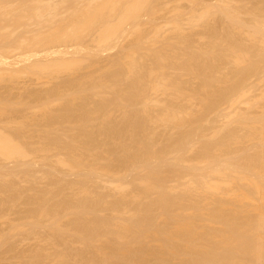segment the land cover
Wrapping results in <instances>:
<instances>
[{
    "label": "bare ground",
    "instance_id": "bare-ground-1",
    "mask_svg": "<svg viewBox=\"0 0 264 264\" xmlns=\"http://www.w3.org/2000/svg\"><path fill=\"white\" fill-rule=\"evenodd\" d=\"M155 1H0V85L26 77L41 87L49 86L50 94L41 97L37 107L50 114L52 107L61 106L62 97H68L69 104L64 101L63 107L75 111L74 115L65 114L64 109L46 115L53 117L49 121L55 117L74 120L84 129L83 134L82 129L77 130L82 139L75 135L65 143L52 136V148H36V155L16 140V134L6 132L17 129L14 125L0 122V158L17 160L0 168L19 170L25 163L18 161L34 154L32 167L43 165L42 173L51 178L57 176L55 170L61 174V179H54L59 185L54 197L62 199L51 203L49 191L40 192V207L49 209L47 221L34 220L33 226L28 220L11 222L9 230L1 231V238L10 240L15 232L33 237L49 227L57 239L60 237L59 247L52 234L48 238L40 235L43 242L36 250L23 253L26 264H38L39 257L46 258L48 264H264V85L256 87L261 89L256 96L247 82L249 74L264 77V49L251 62L238 58L241 76L233 86L222 89L214 101L204 99L197 105L183 83L174 78L173 66L168 68L172 50H181L185 35L178 36L181 43L173 39L179 49L170 44L173 41L166 34L163 37L172 25L176 32L185 30L179 18L184 11L180 7L170 11L176 17L179 13L180 21H169V27L166 21L175 15L169 17L168 13V18L165 14L166 23H160L162 17L157 14L166 11L163 8L168 3L161 7L164 0ZM225 1L233 4L222 0L219 10L227 19L237 21L239 15L233 11L237 3L232 10ZM206 6L209 8L202 12L193 9L189 20L183 13L184 23L192 27L197 20H210L218 8ZM259 15L253 16L257 32L252 37L264 48V18ZM88 37L93 41L87 44ZM158 42L167 51L160 50ZM172 45L175 49L171 50ZM207 82L205 90L209 92L213 85ZM5 87L9 91L14 88ZM235 90L239 96L229 97ZM226 97L232 102L229 113L216 112L213 124L208 123L205 115ZM245 100L250 113L241 106ZM1 101L0 106L5 105L0 107V116L9 113L5 107L11 100L3 105ZM28 103L27 110L32 112L35 106ZM9 106L6 108L11 109ZM92 118L101 121L100 139L95 136L97 124ZM57 121H50L48 127L53 128ZM54 124L60 128L59 123ZM66 126L63 134L77 132L70 130L74 125ZM197 145L200 148L192 156ZM2 178L0 181L5 176ZM97 189L107 192L97 193ZM15 194V199L19 198L17 190Z\"/></svg>",
    "mask_w": 264,
    "mask_h": 264
},
{
    "label": "rangeland",
    "instance_id": "rangeland-1",
    "mask_svg": "<svg viewBox=\"0 0 264 264\" xmlns=\"http://www.w3.org/2000/svg\"><path fill=\"white\" fill-rule=\"evenodd\" d=\"M158 1H160V0H158ZM161 1H160V3H162ZM164 1H166V2H164ZM164 1H163L164 4H161L162 5L161 7H163L165 4L168 3V5L164 6L166 8L168 6V10L166 8H163L166 11L161 10L162 8L160 9L161 14H157V16L160 15L162 17V19L158 18L156 16L158 18L159 22L160 21L163 22V20L165 22L167 20L166 16L168 17V13L170 14L169 17H171L172 14L175 15L176 13H172L173 12L172 9H176L175 11H177V9L179 7H180L179 9H182V11H184L183 13H185L183 16L184 17L187 16V17H185L186 20H189V16H190L193 9L199 10V12H202V11H205L206 8H209L208 6H206V4L211 5L215 9L218 8L217 10H214L216 13L212 14V18L210 17V20L205 19V18L203 20H197L198 23H195V25L192 27H190L188 25L189 22L184 23V21L186 22V20L184 18H182V16H181L183 13L180 14L179 18L181 17V19H182L181 24L182 25L185 24V25H183V26H185V30L184 29L180 30V32L179 31L176 32V30H174L172 28L173 25L172 26L170 25V23L174 24L173 22L176 20L180 21L178 18V14H179L178 13L177 17L175 15L176 19H173V18H175V17H173V18H171L172 20L168 19L166 21L167 23L170 21V23H168L167 26H169V27L171 26V27H170V29L167 27L169 30L166 29L167 32L164 33V36H163V37H165V34H166V37H169V39L172 41H173V39L176 38L174 40L176 42H178V39H180L179 42L181 43V41H183V40H181V36L183 35L182 38H184V35H185L186 39L184 38V43L182 42V45H181L183 47L185 45V50L183 47L179 46L180 45L179 43H176L174 41L173 42L169 41V42H172L170 44L175 43L176 47H175V44H174V47L176 49H179V47H181L180 48L181 50L183 49L184 52H187L189 50V53L187 52L188 54L187 53L184 54V52L181 50H179V52H178V50L174 51V50H172L174 48L173 45L170 46L171 50H172L171 53H173V55L175 57L178 55H180V56L178 58L176 57V59H178V60L175 59L176 61L174 63L173 62L174 56L172 55L171 57H173V58H171L172 60L170 59L172 62H169L170 61L169 55H171L169 52L171 50L170 51L168 50L169 54H167V52H166V55H168L167 60H169V61H167V62H168V64L171 63L168 68H172L171 66H173L174 70H171V69L170 70L172 71L173 74H175L174 78L180 80L181 83H183V86H185L186 90L188 92H190V94L194 97L193 100H195V103L197 105L199 103H201V100H204V99L214 101V99H216L217 94H220L222 89L230 87L231 84L233 86V84L238 80L239 76H241V75H239V70L242 68L238 66L237 59L241 58V59H245L248 62H251L256 57V53L261 48L264 49L262 46V43L260 45L259 43H257L258 41L256 42L255 39L252 37V34H254V33L256 34V32H257L254 21H253L255 17H253V16H255L256 13H258V14L261 13V15H259V16L261 18H264L263 17L264 11L261 9V8H264V4H263L264 0H239V2L236 0H231L233 4H231L230 1L229 2L225 1L226 2L225 4H228L227 5L228 8L232 7L231 8L232 10H233V8H235L234 6L236 3L238 4L241 2L238 5L236 4V6H238V7L233 10L237 15H239V19L237 21H233V20H230V19H227L226 17H224L223 12H221L219 10V6L221 7L223 5V3L221 2L222 0L221 1L219 0L220 2L218 0H196V2H198L197 4L195 2L193 4L192 1H194V0H191V2H189L190 0H164ZM223 2H224V0H223ZM73 3H74V0H73ZM154 3L155 4L158 3L157 0ZM220 3H221V5H220ZM242 4H246V5H242ZM239 5H241V6H239ZM68 6L69 5H67V7ZM155 6H157V5H155ZM174 7H178V8H174ZM239 7H241V8H239ZM244 7H246V8H244ZM157 9H158V13H159L160 12L159 8H157ZM257 9H258V11H256ZM162 11H163V13H162ZM170 11H172V12H170ZM262 11H263V13H262ZM61 12H64V11H61ZM145 12L148 13V11H145ZM57 14H61V13H57ZM64 14H65V12L63 13V15ZM165 14H166V16H165ZM148 15H149V13H148ZM64 16H61V18ZM163 16H164V18H163ZM145 17H147V14ZM156 17H155L156 22H158ZM256 17H258V16H256ZM260 17H258V18H260ZM59 18L57 17V19H59ZM258 18H256V19H258ZM182 28H184V27H182ZM147 29H148V27H147ZM182 31H183V33H182ZM144 33H147V31L145 30ZM179 35H181V36L178 38ZM90 38H92V37H90ZM90 38L88 40H85V42L87 44L89 43V40L91 42L93 41ZM186 40H187V42H185ZM85 42H83V43H85ZM160 43L162 44L161 46L159 45ZM160 43L158 44V46L161 47V48H159L160 50L162 49L163 46L166 47L165 45H163L162 42H160ZM192 43L194 46L193 45L191 46ZM177 44H179V45H177ZM188 44H190V46L192 48L189 47ZM92 45L93 44H91V46ZM109 46H112V45H109ZM167 49L163 48L162 50H163V52H165V50L167 51ZM198 49H199V52H198ZM190 50H192V53ZM180 51L182 54L180 53ZM195 51H197V52H195ZM174 52H177L178 55H176ZM203 52H206L207 55L205 56L204 55L205 53H203ZM190 54H192V55H190ZM193 54L194 55L197 54V55L194 56ZM185 55H186V57H185ZM188 55H190V56H188ZM193 56L195 58L198 56L197 60H199V61H197L195 58H193ZM204 56H205V58H204ZM184 57L187 58L188 60L183 59ZM191 57L193 58L192 59L193 61L189 62ZM199 57L202 58L203 60H200ZM207 57H209V58H207ZM151 61L153 63L155 62L153 59H151ZM182 61H184V63ZM201 61L203 62V64H201L202 63ZM149 62H150V60L147 61V63H149ZM186 62H188V63H186ZM190 63L192 65L190 67L187 66ZM193 63H196V65ZM185 66H187L188 69L185 68ZM192 67H194L193 68L194 72H193V70H191ZM189 68H190V70H189ZM198 68H199V71H197ZM170 70H168V72ZM243 70H245V69H243ZM171 71H170V73H171ZM241 72H242V70H241ZM196 74L199 76H197ZM245 75L246 74H244V76ZM202 77L206 80L205 82L207 84L204 82V79ZM208 78H210L211 81ZM247 78H248V80H247L248 86L254 87L252 92H250V93H253V95H256V96L258 94H260L261 89L256 88V87L264 85V77L258 76V74H251V75L249 74V77L247 75ZM208 80H209V83L211 82V86L213 85L209 92H207L205 90L206 88H209L207 86V85H209L207 82ZM204 83L206 84L207 87L204 86L205 85ZM7 85L8 86H14L13 90L9 91L8 88L5 87ZM47 93L50 94L49 86L41 87L40 84H36V81H32L26 77H23L22 79H20L16 83L8 82V83H3L2 85H0V101L1 100H5V101L11 100V102L16 101V103L13 102L15 104V106H13V103L9 102V105L12 104L11 106L8 105L9 108L12 107L11 109H7L8 106H6L7 108L5 107V109L9 113L4 111V113H3L4 115L1 114V116H0V122H3L2 124H4L5 121H7V122L9 121L8 125L11 124L12 126L14 125L13 127H16L17 129L19 128L18 130L15 128H13V130L10 129L11 131L6 130V132L9 131L8 133L16 134L15 135L16 140L19 141L21 144L25 145L26 149L29 150V148H32V150H35V152L33 151V153H36V155L38 154L37 150H40L42 147H45V148L50 150L52 148V147L50 148L51 142L53 141V143H54V139H57L58 137H61L58 139L61 140V142L63 139V142L65 143L66 139L69 140L70 137L72 139H74L75 135L78 138L81 135V134H78L80 132L77 131L78 129H80V130L82 129L80 127L79 128L77 127L80 125L79 124L75 125L73 123L74 120L71 121L70 119L64 118V120H63V118L58 119V117H55V120L53 119V121L58 120L57 122H54V123H56V124L59 123L60 128L58 126L56 128L55 127L56 125L54 123H52V126H54L56 129L54 127H53L54 129L51 127L53 130H51V128H49L51 125V124H49V122L50 121L53 122V121L52 120L49 121V119L51 117L48 118L47 116L51 114V111H53V113H54L56 110L62 111V109H64L63 111H66L64 113L65 114L68 113L67 115H69L71 113L74 115L75 113H73V112H75V111L70 113L68 111L69 110L68 106H67L68 110H66L67 107H63L64 105H66V104H64V101H66L67 104H69V101L66 100L69 98L68 97H65V98L62 97L63 100L61 99V102H60L61 109H60V107L58 108V106H55L52 108L50 107L52 110L50 111V114H49V112H47L48 109H46V112H47L46 114H48V115H46L45 112L40 110L37 106L40 105V102H39L40 98L45 96V94H47ZM230 96H232L233 98H237V96H239L238 90H235L234 92H232L229 95V97ZM241 97L245 98V96H241ZM227 98L228 97L222 98L220 100V102L216 105V107L214 109L210 110V112H208V114L205 115L206 121L208 123L213 124L214 119H215L214 115H216L215 114L216 112L223 111V112L229 113L228 112L229 106L232 102H230L229 99H227ZM5 101H3V102L1 101V103H2L1 105H3V103H5ZM7 102H6V104H8ZM27 102H29L28 104L31 103L32 106H35V109L32 112L27 110V107H28V106H26ZM4 105H3V107H4ZM23 106L26 108L24 109ZM241 106H242V108L247 109L246 112H248V113H250V111L252 112L251 107L249 105H247L246 100L244 103L241 104ZM3 107H1V108L3 109ZM13 107H16V108L13 109ZM203 107H204V105H203ZM1 108H0V110H2ZM5 113H7V114H5ZM31 113L38 114V115H33V114L31 115ZM28 115H31V116H28ZM67 115H66V118L68 117ZM115 116H116L115 118L118 117L116 114H115ZM87 118L88 117H86V119ZM92 119L94 122L97 121V120H94L95 118H92ZM92 119H91V122H92ZM68 120H70V121H68ZM118 120L119 119H117L116 121H118ZM67 121L69 122V125H68ZM7 122H6V124H7ZM70 122H71V124H70ZM89 122L90 121H88V123ZM91 122L89 124L92 125L93 123H91ZM98 122H99V120H98ZM60 123L61 124L63 123V125L61 126ZM65 123H67V126ZM96 124H95L97 126V127L95 126L96 129L93 126L94 128H92V130L95 129L97 131V132L94 131L95 133H97V134H95V136H96V138L100 139L101 136L98 137L97 135L99 132H101V129H102L101 128L102 126L100 127L101 121L99 123L96 122ZM214 124L216 125V127L219 126V125H217V123H214ZM15 125H17V126H15ZM72 125H74V126H72ZM65 126L67 128H70L72 126L73 128H71L70 130L76 129L74 131H77V132H75L74 134H71V135H68V134L73 133V132H69L68 134L66 132L63 134V132H65V130H67L65 128ZM98 126H99V128H98ZM47 128H49V130L46 131ZM14 130L16 132H14ZM60 130H62V132ZM164 130L162 129L161 131L165 132ZM40 131H43V132H40ZM52 131H55V132H52ZM81 131L83 134L84 129H82ZM45 132L47 133V135L45 134ZM102 132H101V135H102ZM50 133H52L53 135L49 136ZM55 133H56V135H55ZM61 133L64 135V137ZM57 134H58V136H57ZM225 134H226V130L223 131V136ZM52 136L54 137V139H52L50 141L49 139H51ZM82 136H80L81 139H82ZM80 137L78 139H80ZM61 145H62V143H61ZM200 145H203V144L201 143ZM36 148H38V149L36 150ZM199 148H200L199 145H197L194 148V150L192 151V153H193L192 156H195V154L197 153V150ZM43 152L47 153L46 151H43ZM34 157L36 158V156L34 154H30L29 156L25 157V160L18 161V162L25 163L22 167L19 168V170L17 168H14L13 166H6L3 168H0V174L3 175V178L5 176L4 180H6V181L3 180L5 184L3 183V181H0V187H3V189L2 188L0 189V191H1L0 192V239H2V241H3V243H1L2 241L0 240V264H26V261L23 257V253L24 252L26 254L32 253L33 251L36 250L37 245L40 242L41 243L43 242L41 236H43V237L46 236L48 238L49 234L53 235V233H54L53 231H51L49 229V227H48V230L46 228H44L45 231H44V229L37 228V229H40L39 230L40 232L37 233L38 235L35 234L34 235L35 237L33 235H32L33 237H30V234H28L29 236L25 237L27 234L24 236V233H22L23 235L18 236L21 233L18 234L15 232V234H17V235L15 237L13 236L14 237L13 239L6 240V239L1 238L4 235V233H2L1 231L9 230L11 222L20 223V222L28 220L27 223H31L33 226V223H35L37 221V219H39L41 221H47L49 219V217L46 216V215H48V211H49L48 207L43 206V205H42V207H40L41 203L39 201V198L41 197V193H40L41 191H44V192L49 191L48 196H49V201H51V203L54 200L56 201L57 199H62V197H54L55 192L59 189V185L54 183V179L56 178V180H57L61 177L60 172L55 170V173L57 174V176L56 177L53 176L54 178L53 177L51 178L52 175H50L49 177L46 176L45 172H44V174L42 173L44 171L43 165L41 168V166H40L41 164L38 163V164H36V166L32 167ZM3 160H4L3 158H0V167H1V165L11 164V163H14L17 161V160H13V159H10L8 161H3ZM31 167L36 168V169H32ZM29 168L31 169L32 172L35 171V173H37L38 175L35 173H32L31 171H27ZM16 169H17V171L13 172V170H16ZM30 172L32 174L31 175L32 177L34 175L36 176V179L33 177L34 179H32V181H29V180H31V178H29L31 176L28 177V175H30ZM15 183H16V185H15ZM1 184H2V186H1ZM11 189H12V191H11ZM16 190H17L18 195H19L18 196L19 198H17V199H15L17 197L16 196L17 193L15 194ZM96 192L97 193H106L107 191L105 189H97ZM13 197H14V199H13ZM34 220H36V221L34 222ZM39 220H38V222H39ZM32 226H31V228H32ZM34 230L35 229H33V231ZM52 235L50 237L51 238L53 237L52 239H54V241H55V238L57 239V236H56L57 234H54L55 236L54 235L52 236ZM59 238L57 239V242H58V245L60 247V246H62V243H61L62 241L60 242ZM63 248H65V246ZM38 264H48V260L44 257H39L38 258Z\"/></svg>",
    "mask_w": 264,
    "mask_h": 264
}]
</instances>
